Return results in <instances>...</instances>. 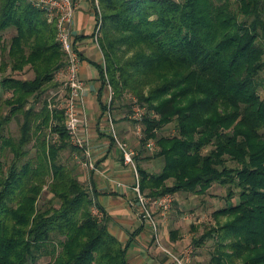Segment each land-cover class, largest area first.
<instances>
[{
    "label": "trees",
    "instance_id": "obj_1",
    "mask_svg": "<svg viewBox=\"0 0 264 264\" xmlns=\"http://www.w3.org/2000/svg\"><path fill=\"white\" fill-rule=\"evenodd\" d=\"M99 4L101 117L106 72L116 122L130 120L129 94L148 107L144 137L132 143L142 190L159 197L227 187L228 200L239 201L193 234L197 249L213 241L209 258L194 264H264V0ZM0 57V264H132L130 243L94 213L97 190L80 179L65 110L50 106L66 56L45 10L0 0ZM27 68L33 77L19 75ZM173 122L175 133L161 132ZM153 159L160 171L147 165Z\"/></svg>",
    "mask_w": 264,
    "mask_h": 264
},
{
    "label": "built area",
    "instance_id": "obj_2",
    "mask_svg": "<svg viewBox=\"0 0 264 264\" xmlns=\"http://www.w3.org/2000/svg\"><path fill=\"white\" fill-rule=\"evenodd\" d=\"M38 8L46 11L48 20L55 23L58 31V40L66 56V65L58 70L56 80L60 83L57 89L50 91V106L64 109L67 116V127L72 137V145L75 150L72 152L73 159L78 163L81 171H97L98 165L94 157V145L92 142V127L87 113L85 88L86 82L81 78L80 70L82 65V54L75 46L73 32V21L76 10L84 0H27ZM95 28L96 40L103 25V12L96 0ZM106 69V66L104 64ZM105 103L107 110L102 120V127L113 137L116 149L120 152L123 163L129 166L133 172V183L127 184L121 180H114L118 189L129 188L133 195L129 199V205L137 212L138 216L152 232L153 241L165 254L169 255L175 264H188V258L175 254L170 247L165 245L161 235V225L168 224L170 212L173 208L175 195L167 193L159 197L148 195L142 190L141 175L137 162L138 150L130 142L127 136H123L114 117L113 102L115 90L110 83L106 72ZM131 112L129 115V130L138 140L144 137V120L148 108L143 105L135 95L130 96ZM154 140H149L147 147L156 148ZM94 213L102 216V212L94 208ZM162 222V224H161Z\"/></svg>",
    "mask_w": 264,
    "mask_h": 264
},
{
    "label": "crops",
    "instance_id": "obj_3",
    "mask_svg": "<svg viewBox=\"0 0 264 264\" xmlns=\"http://www.w3.org/2000/svg\"><path fill=\"white\" fill-rule=\"evenodd\" d=\"M97 24L96 11L92 0H84L76 10L73 21L75 46L81 52L83 60L80 70L81 78L86 82L85 96L87 113L92 127L94 157L98 165L97 171H81L80 179L95 186V208L105 215L111 231L125 244L129 245V259L132 264H175L153 241L151 230L144 225L137 212L129 205L133 192L129 188L118 189L114 180L127 184L133 183V172L123 163L120 152L108 137L107 129L102 127V108L99 101L101 88L100 69L98 63L102 51L95 37ZM118 129L123 136H129L132 143H137L129 130L128 121H118ZM127 136V137H128ZM138 144V143H137ZM159 159L149 161L147 165L155 168ZM162 224V222H161ZM181 224V226H179ZM187 228L182 216H173L170 225H161V234L165 241H170V226ZM182 230V232H183ZM188 235H186L187 237ZM185 237V238H186ZM180 241L172 245L179 247Z\"/></svg>",
    "mask_w": 264,
    "mask_h": 264
},
{
    "label": "rangeland",
    "instance_id": "obj_4",
    "mask_svg": "<svg viewBox=\"0 0 264 264\" xmlns=\"http://www.w3.org/2000/svg\"><path fill=\"white\" fill-rule=\"evenodd\" d=\"M96 7L97 6H95V10H96ZM102 28H103V25H102ZM97 43H99V40L97 41ZM101 51H102V49H101ZM100 63H102L103 66H104V64L106 66V60H105L104 55H102ZM0 65H1V57H0ZM19 75L22 76V77H27V78L30 77L31 78V77L34 76V73H33L32 70L27 68L26 71H24L23 73H19ZM131 95H134V94H129V97ZM104 98H106V95L104 96ZM113 111H114L113 114H114V117H115L116 116L115 113H117L118 111L114 107H113ZM122 115H124V114H122ZM129 121L130 120H128V122ZM10 126H11L10 128H11L12 132L14 134H18V132H19L18 123L16 121H13ZM161 132H164L165 134L175 133L176 132L175 123L173 122V123L166 124L165 127L161 130ZM131 134L133 136H135L132 133V131H131ZM127 138H129V136ZM129 140L132 143L130 138H129ZM136 141H137V139H136ZM72 152L70 153L71 156L73 154ZM162 165H163L162 161H160L159 164H156L155 165L156 170L160 171L161 168H162ZM79 169H80V167H79ZM226 188L227 187H225V186L214 185L204 195H202V194L198 195V194L190 193V192H182V193L174 194L175 195V201H174L173 208H172V210L170 212V218H169L170 221L166 225H170L173 216H175V217L182 216L183 220L185 222H187V228H185L183 230V227H180L181 230H183V232L180 233L181 234L180 238L178 240H173L174 243H175V241L176 242L180 241L179 247H174L173 248L172 245L174 243L171 244L170 241H165L164 240L165 241L164 243H165L166 246L170 247V249L175 254L181 255V256H183V258H188L190 260L188 262V264H194L196 261L207 260L209 258V252H210V250L212 249V246H213V241H210L205 247H203L201 249L200 248L197 249L196 246H194L191 243V238H192L193 234L194 233L198 234V235L201 234L204 225L208 224L209 222H213L214 221L212 213L216 209L221 208V207H225L227 205V203H232V204L238 203V201H239L237 199L238 195H236V194H234L231 197L232 199L230 198L228 200V198H227V193L228 192H227ZM46 190L47 189L45 188V191H44L45 195L48 194V197H50V194L47 193ZM214 223H215V221H214ZM194 225L196 226L197 230L193 229ZM179 226H181V224H179ZM175 228H176L175 225H171L170 228H169L170 229L169 233L171 232L172 229H175ZM186 235H188V236L186 237ZM201 251L203 252L202 254H200Z\"/></svg>",
    "mask_w": 264,
    "mask_h": 264
}]
</instances>
